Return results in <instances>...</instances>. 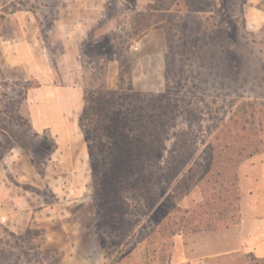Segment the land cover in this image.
<instances>
[{
	"label": "rangeland",
	"instance_id": "rangeland-1",
	"mask_svg": "<svg viewBox=\"0 0 264 264\" xmlns=\"http://www.w3.org/2000/svg\"><path fill=\"white\" fill-rule=\"evenodd\" d=\"M15 1L48 26L59 20L63 43L49 41L56 58L49 73L69 98L79 97L74 131L88 151L92 139L78 125L86 96L110 90L155 99L125 111L121 133L98 153L96 190L90 157V183L79 175L68 184L53 138L28 126L38 106L26 92L37 94L30 87L41 85L35 64L0 62V194L13 201L20 196L14 187L25 194L28 185L41 207L57 210L62 197L71 198V185L93 184L76 196L93 204L97 198L80 208L88 210L79 218L83 231L116 255L137 250L141 264H168L179 238L194 252L199 234L205 250L212 240L219 244L217 236L230 244L248 215L264 216V0ZM5 222L0 217V264H80L66 260L70 241L55 220L48 232L39 224L14 232ZM208 260L264 264L251 252Z\"/></svg>",
	"mask_w": 264,
	"mask_h": 264
},
{
	"label": "crops",
	"instance_id": "crops-1",
	"mask_svg": "<svg viewBox=\"0 0 264 264\" xmlns=\"http://www.w3.org/2000/svg\"><path fill=\"white\" fill-rule=\"evenodd\" d=\"M0 2H3L0 5V15L3 16L0 17V62L7 66L32 62L39 73V76L34 73L32 75L40 80L41 85L30 87L31 90L37 91V94L36 92L33 94L26 92L25 97L26 101L31 100L38 106L37 114H32L29 124L36 133L48 132L49 137H52L57 144L52 153L61 161L58 173L63 176L62 179L68 184H74L81 175L82 180L86 179L88 183L92 177L84 165L89 163V152L82 138L74 131L73 122L74 114L79 110V97L71 92L74 98H69L71 94L54 81L56 73H49V64L56 60V58L55 60L50 58L51 54L47 49L51 46L49 41L50 39L53 41L60 39V43H63L61 27H58L59 20L53 19L48 26L36 9L20 6V3L15 0ZM41 78L48 81H43ZM71 112H73V116ZM81 160L82 162H80ZM27 170L29 171V169ZM6 180L2 179V184L5 185ZM25 181L20 180V182ZM21 185L24 187L23 184ZM83 186L82 189L78 185L66 186L70 188L71 198H65L68 197V194L62 197L57 210L55 204L47 203L41 207L37 192L35 191V196H32L30 186H26L28 190L25 194L15 186V190L20 192V196L14 198L13 201L5 198L4 194H0V217L5 218L7 227L14 232H22L29 225L37 227L38 224L44 226L48 232L50 224L55 220V225L59 224L55 229L61 230L62 238L70 241L71 249L67 254L72 257L66 259L68 262L75 260L80 264H110V262L111 264H141L137 250L125 247L116 255V248L103 246V238L94 237L93 233H91V237L88 236L86 233L88 232L87 223L84 221L85 227L83 221L79 219L88 210L80 208H84L86 204V207L93 206V200L90 198L78 200L76 196L85 187L87 191L91 190L93 184ZM1 191H4L2 187ZM89 211L92 212L90 208ZM259 216L254 213L248 215L247 224L238 230L239 235L230 233V238H228V240H232L230 244L223 243L226 236L216 235L219 244L214 242L216 240H212V242H208V250H205L204 242L200 241L202 237L205 238V234H197L195 240L201 244L198 248L196 246L194 252L191 246L185 242L186 240L179 238L169 254L168 264H209V257L229 252H251L256 257L264 258V216ZM91 218H93L92 215ZM84 229L87 231L84 232ZM90 230H94V219ZM80 232H83L82 235Z\"/></svg>",
	"mask_w": 264,
	"mask_h": 264
},
{
	"label": "trees",
	"instance_id": "trees-1",
	"mask_svg": "<svg viewBox=\"0 0 264 264\" xmlns=\"http://www.w3.org/2000/svg\"><path fill=\"white\" fill-rule=\"evenodd\" d=\"M155 97L152 95L139 94L135 92H117L104 90L96 94H90L84 98V106L78 119V125L84 133L86 139L91 140L88 144L90 165L94 177V189L99 187V171L103 167L98 162V153L113 142L116 134L121 133L118 129V122H121L125 111L130 106L151 105ZM149 116L144 123L151 122ZM86 119V120H85ZM29 127L30 124H28ZM120 131V132H119ZM150 132V130H149ZM2 154L0 155V157ZM97 205V198H94ZM28 228L26 229V232Z\"/></svg>",
	"mask_w": 264,
	"mask_h": 264
}]
</instances>
